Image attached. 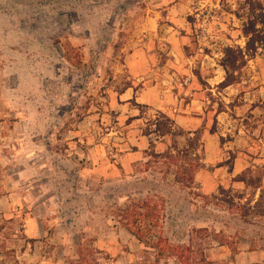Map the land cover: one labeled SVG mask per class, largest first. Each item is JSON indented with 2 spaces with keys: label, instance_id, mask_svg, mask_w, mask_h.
<instances>
[{
  "label": "rangeland",
  "instance_id": "obj_1",
  "mask_svg": "<svg viewBox=\"0 0 264 264\" xmlns=\"http://www.w3.org/2000/svg\"><path fill=\"white\" fill-rule=\"evenodd\" d=\"M258 5L0 0V264H187L124 227L137 204L189 264H264Z\"/></svg>",
  "mask_w": 264,
  "mask_h": 264
},
{
  "label": "trees",
  "instance_id": "obj_2",
  "mask_svg": "<svg viewBox=\"0 0 264 264\" xmlns=\"http://www.w3.org/2000/svg\"><path fill=\"white\" fill-rule=\"evenodd\" d=\"M251 15H249L246 24L250 30V37L245 45L246 52L253 53L257 50L258 43L264 41V7L258 5L256 8L251 9ZM260 26L257 28V26ZM221 65L225 70V82L226 84H231L236 78V73L241 68L243 63V54L241 49H234L227 47L224 49L223 57L221 58ZM156 133L161 136L167 134H172L171 125L168 120H161L157 122L156 128L154 129ZM241 179V177H238ZM243 181V180H241ZM146 204H137L133 206H127L122 210V223L124 227L130 231L139 242L152 246L156 250L157 258L165 257H178L182 260V263H187L188 259L191 257L187 251L189 248H183L181 246H174L172 244H165V240L158 238L157 241H151L148 237L147 226L148 220L144 211H140L141 208H147ZM260 213L264 214V209L259 210ZM82 251L79 252V260H82Z\"/></svg>",
  "mask_w": 264,
  "mask_h": 264
}]
</instances>
